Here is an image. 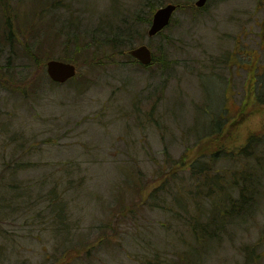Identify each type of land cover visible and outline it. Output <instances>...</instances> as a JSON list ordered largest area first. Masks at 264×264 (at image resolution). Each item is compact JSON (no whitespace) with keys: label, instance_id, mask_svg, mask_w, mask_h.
I'll use <instances>...</instances> for the list:
<instances>
[{"label":"rangeland","instance_id":"1","mask_svg":"<svg viewBox=\"0 0 264 264\" xmlns=\"http://www.w3.org/2000/svg\"><path fill=\"white\" fill-rule=\"evenodd\" d=\"M30 1H12L10 15L28 12ZM161 1L151 0L152 16L168 5ZM148 2L34 4L49 20L52 15L61 21L81 17L84 35L104 27L101 18L112 24L148 13ZM191 13L173 14L164 32L167 39L148 38L150 24L142 27V43L157 61L166 60L163 66L142 69L107 49H79L74 50L76 75L69 84L45 81L34 95H29V84L8 86L11 92L0 86V178L14 187L6 192L11 207L1 208L5 259L0 264H145L154 251L162 252L167 264H264V160L261 171L255 163L256 155L264 156V144L244 169L252 182H260L259 195L249 201L257 203L231 233L205 245L203 259L189 248L191 236L183 224H171L166 213L143 204L162 173L189 179L193 160L206 162L222 149L240 153L251 138L264 140L263 0H209ZM140 44L126 48V54ZM212 121L220 123L218 133L211 132ZM218 161L208 168L226 179L219 183L232 182L231 172L239 178L242 160L239 166ZM6 164H19L17 173L5 171ZM174 187L181 194L186 186ZM51 191L62 202L56 220L45 202ZM221 196L207 198L210 207ZM2 198L0 191V203ZM180 198L187 202L184 195ZM237 214L241 219L243 213ZM100 227L108 235H100ZM175 232L183 240H175Z\"/></svg>","mask_w":264,"mask_h":264},{"label":"trees","instance_id":"2","mask_svg":"<svg viewBox=\"0 0 264 264\" xmlns=\"http://www.w3.org/2000/svg\"><path fill=\"white\" fill-rule=\"evenodd\" d=\"M12 1L14 0H0V86L10 91L8 86L17 84L21 87V84H29V95L31 93L34 95L33 93H36L37 89L45 81H47L49 86H60L50 82L46 77L45 63L48 60L54 59L73 64L74 50L79 51V49H84L86 53V50H91V48H95L97 51L107 49L110 51V54L113 53L117 58L118 56L124 55L134 64H138L126 54V48L130 49L135 43L144 45L142 42L146 37V31H143L142 27L146 26L147 28V25L150 24L152 13L155 11L153 3L149 0L148 5L150 11L148 13H141V15L134 17L132 20L123 17L112 24L105 22L101 18V22L105 23L104 27L97 28L91 33L84 31L83 35L80 32L82 27L81 17L75 21L74 17L67 16L64 18L66 20L61 21V18L52 15V20H49L48 15L44 18V15L38 12L39 5L35 6L34 4L37 3V0H31L30 4H28V12H25L22 16H15L14 18L10 15L13 7ZM158 1L159 5L163 3L161 0ZM194 1L167 0L166 2H168L167 4L177 5L178 8L176 11L184 10L187 12V10H191V14L194 15V12L201 10L193 6ZM172 21L165 30L158 33L155 37L167 39L168 37L164 35V32L171 27ZM139 28L142 29L140 30ZM74 43L77 46L76 49L70 46L71 44L74 45ZM79 45L80 47H78ZM159 49L161 48L159 47ZM57 51L61 55L53 54ZM92 55L95 56V59L96 56L98 57V54ZM166 55L167 53L162 57L165 56L166 58ZM156 61L152 53V65L159 63L163 66L166 63V60L163 59L162 62ZM138 66L140 65L138 64ZM140 67L145 69L142 66ZM38 68L39 76L36 77L34 74ZM71 82L73 80L67 83L69 84ZM13 91L16 92L15 89ZM20 94L28 97L23 92H20ZM212 124L213 129H211V132L218 133L217 129L220 127V123L217 124L212 121ZM259 139L251 138L240 153L236 151H223L224 149H222L216 155L213 154V157L206 162L199 160V158L193 160L188 165L189 172L187 174L190 175L189 179L185 178V176L183 178L175 177L174 179L162 173L160 175L162 179L159 178L157 186L150 191L149 197L143 202V204L146 202L150 209H159L166 213L169 223L173 224V221L176 220L185 226V229L188 230L187 232L191 236L190 241L193 245L189 248L192 249L198 260L203 259V256L208 254L205 248L206 244L212 241H220L223 235L231 233L233 231L232 225L237 224L239 220H244L257 203L254 202L251 204L249 201L254 194L259 195L258 183L260 182L257 179L252 182L250 176L244 172V169L247 167L246 163L252 159V155L257 151L258 146H263L264 140L262 138ZM254 145L255 149H251V146ZM215 159L220 160L218 162L227 163L230 166H239V160H242L243 167L241 168L239 178H236L235 173L231 172L230 174L233 177L232 182L221 181L222 183H219V180L226 179L223 178V175L211 174L214 169L208 168L209 166H214ZM255 159L256 166L261 171L263 169L262 161L264 160V156L261 159L256 155ZM184 162L185 160H181V164H184ZM165 163H168V161ZM6 165L8 166L5 167V171L11 170L12 173H17V166L19 164H15L14 167H11L9 164ZM248 179H250L251 185H248ZM174 184L186 187L182 188L181 194H177ZM12 188L14 187L6 184L5 176L0 178V191L3 197V203H0V223L4 222L3 217H5V212L3 213L1 208L5 209L7 208L5 206L11 207L12 205L11 200L6 198V192H12ZM218 192L222 193L220 200L217 201V204L210 207L209 200L214 197V194H218ZM231 193L236 194L234 199L231 198ZM180 195H184L187 198V202L183 201ZM46 196L48 198L45 202L48 208L54 213L55 217H53L55 220L60 219L62 211L61 199H59V202H56L55 198H57V193L54 194L52 191ZM201 205H206L209 209L201 211ZM15 207L19 206L16 205ZM238 211L241 214L243 213L241 219L239 218L240 214H237ZM171 224H168L166 228L170 227ZM104 228L106 229V227ZM99 229H101L99 230L101 231L100 235H108L104 233L103 228L100 227ZM174 234L175 240H183L180 237L181 235H178V232ZM100 235L99 237H101ZM97 242L102 243L103 239H99ZM4 254L5 252L0 247V262L2 263H4L5 259ZM167 263H169V259L162 252L154 251L151 260L148 259L145 264Z\"/></svg>","mask_w":264,"mask_h":264},{"label":"water","instance_id":"3","mask_svg":"<svg viewBox=\"0 0 264 264\" xmlns=\"http://www.w3.org/2000/svg\"><path fill=\"white\" fill-rule=\"evenodd\" d=\"M207 0H196L195 7L202 8ZM177 6L168 4L159 8L152 17L147 36L149 38L162 32L170 23L171 17L176 11ZM129 55L142 66H149L152 63V54L146 45H141L129 52ZM45 73L48 79L56 84H64L76 75L74 65L57 60L48 61L45 65Z\"/></svg>","mask_w":264,"mask_h":264},{"label":"flooded vegetation","instance_id":"4","mask_svg":"<svg viewBox=\"0 0 264 264\" xmlns=\"http://www.w3.org/2000/svg\"><path fill=\"white\" fill-rule=\"evenodd\" d=\"M263 2H264V0H263Z\"/></svg>","mask_w":264,"mask_h":264}]
</instances>
